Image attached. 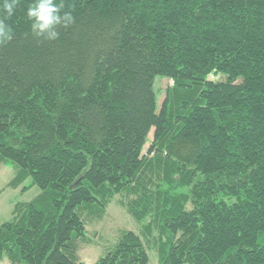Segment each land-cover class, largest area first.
<instances>
[{"label": "trees", "instance_id": "1", "mask_svg": "<svg viewBox=\"0 0 264 264\" xmlns=\"http://www.w3.org/2000/svg\"><path fill=\"white\" fill-rule=\"evenodd\" d=\"M31 2L0 45V167L40 193L0 225V263L84 264L118 197L138 232L93 264H264V0H63L56 40Z\"/></svg>", "mask_w": 264, "mask_h": 264}, {"label": "rangeland", "instance_id": "2", "mask_svg": "<svg viewBox=\"0 0 264 264\" xmlns=\"http://www.w3.org/2000/svg\"><path fill=\"white\" fill-rule=\"evenodd\" d=\"M212 81H223L224 77L219 75L210 78ZM171 82L166 79H156L154 89L157 95L158 106L161 105L167 88ZM152 132L148 138L151 139ZM13 167L10 164L0 167V225L9 222L12 219V206L14 203H28L32 201L39 193V189L32 188L25 194L20 193V189L7 188V184L13 178ZM25 182L23 186H28ZM116 197L107 207L104 218L97 223L87 227V236L92 238L94 245L82 247L79 251V257L84 264H93L98 258L108 253L117 242L120 234L125 231L137 233L138 225L131 219L126 210L117 202ZM149 264H158L157 258L152 251L148 252ZM0 264H7L5 261Z\"/></svg>", "mask_w": 264, "mask_h": 264}, {"label": "clouds", "instance_id": "3", "mask_svg": "<svg viewBox=\"0 0 264 264\" xmlns=\"http://www.w3.org/2000/svg\"><path fill=\"white\" fill-rule=\"evenodd\" d=\"M20 0H3L0 13L4 19H0V45H5L13 39V28L5 23V19L11 18ZM63 0H32L26 9L27 20L30 22V33L35 37H45L48 40L58 39L59 28L68 29L76 22L73 15L74 6L65 11Z\"/></svg>", "mask_w": 264, "mask_h": 264}]
</instances>
